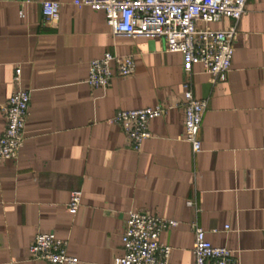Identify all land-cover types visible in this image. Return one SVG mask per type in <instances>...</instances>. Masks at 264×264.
<instances>
[{
	"label": "crops",
	"instance_id": "crops-1",
	"mask_svg": "<svg viewBox=\"0 0 264 264\" xmlns=\"http://www.w3.org/2000/svg\"><path fill=\"white\" fill-rule=\"evenodd\" d=\"M43 1L0 0V137L18 67L30 93L18 158L0 160V264H47L29 252L41 231L67 241L76 264H111L130 211L178 221L160 236L170 264H195L194 222L236 264H264V0L247 1L230 70L215 82L201 64L185 73L162 37L114 35L103 10L53 0L60 19L45 22ZM106 52L132 55L135 72L121 76L112 62L110 84L92 86L90 63ZM186 81L208 101L198 153L185 139ZM157 106L152 136L133 149L113 117ZM74 190L82 200L70 210Z\"/></svg>",
	"mask_w": 264,
	"mask_h": 264
},
{
	"label": "built area",
	"instance_id": "built-area-1",
	"mask_svg": "<svg viewBox=\"0 0 264 264\" xmlns=\"http://www.w3.org/2000/svg\"><path fill=\"white\" fill-rule=\"evenodd\" d=\"M248 0H74L79 6L103 10L106 21L117 36L162 37L168 51L183 54V70L189 74L196 64H201L212 81L222 80L230 70L234 55V42L238 36V22L246 12ZM61 3L45 0L42 13L45 22L60 19ZM20 15L25 16L24 11ZM223 17L234 23L227 29L200 28L199 23L210 24ZM117 65V73L130 76L135 72L132 55L106 52L90 63L88 83L95 87H107L115 75L111 63ZM16 89L5 104L7 126L0 137V160L17 159L24 142L23 131L28 117L30 93L21 85V68L14 76ZM185 111V139L194 153L202 150L199 133L206 110L207 99L197 98L191 84L183 83ZM164 111L161 106L122 109L113 121L121 126L131 147L140 150L145 139L152 136L150 121ZM82 192L71 193L67 207L76 210L81 205ZM193 205V201H188ZM178 224L177 220L130 211L123 233L124 254L111 264H170L172 247L160 239L162 232ZM194 228L195 264H236L232 251L225 246H215L207 238L206 230L198 223ZM67 241L53 231L38 232L29 247L31 257L47 264H76L77 257L67 251Z\"/></svg>",
	"mask_w": 264,
	"mask_h": 264
}]
</instances>
